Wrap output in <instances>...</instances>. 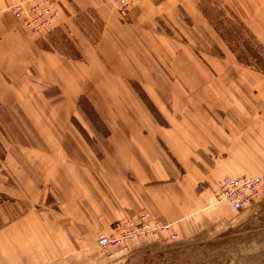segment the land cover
<instances>
[{
	"label": "crops",
	"instance_id": "1",
	"mask_svg": "<svg viewBox=\"0 0 264 264\" xmlns=\"http://www.w3.org/2000/svg\"><path fill=\"white\" fill-rule=\"evenodd\" d=\"M19 1L0 0V101L51 99L58 92L47 87L57 86L72 104L38 108L40 145L15 142L21 181L0 168V264H133L169 234L106 251L96 241L142 212L171 223L177 240L226 222L232 210L214 197L220 179L264 173V72L217 41L202 0H142L122 23L109 0H59L51 34L70 38L82 56L72 59L24 34L8 10ZM221 1L242 18L257 8ZM93 50L111 52L110 76L83 70V52ZM145 52L172 74H150ZM145 99L156 100L163 121Z\"/></svg>",
	"mask_w": 264,
	"mask_h": 264
},
{
	"label": "rangeland",
	"instance_id": "2",
	"mask_svg": "<svg viewBox=\"0 0 264 264\" xmlns=\"http://www.w3.org/2000/svg\"><path fill=\"white\" fill-rule=\"evenodd\" d=\"M21 1L27 2L23 14L28 13L33 17L35 13H38L37 18L41 19L43 16L41 13L46 16L54 12L57 18L59 0L50 1L49 11L36 3L30 5L29 0ZM15 4L10 5L8 10L25 31L26 36L35 40L41 47L56 49L66 59L69 57V59L82 57L79 51L73 49L75 46L69 40L70 38L65 41L62 33L51 34L55 27V19H50V26L46 24L47 20L40 22V24L32 23L24 26L22 19L17 18L16 13L18 14V11H13L12 6ZM255 6L257 8L254 11L246 6L245 18H242L221 0H202L200 3L205 24L214 29L217 41L224 42L229 47L231 56L233 55L240 60L243 65L264 72V44L262 41L264 36L255 32L258 29L260 16L264 15V0H257ZM110 7L119 22L122 23L121 19L124 18L118 16L112 6ZM246 14L248 17H246ZM262 21L264 22V19ZM47 25L49 27L45 29L44 27H47ZM200 26L201 24H198V28ZM86 30L91 31V28ZM198 31L199 34L196 37L199 38V41L205 42L203 30L199 29ZM179 40L181 42L186 41L183 36ZM115 53L118 54V52ZM209 53H212V50ZM214 53L221 54L219 49H216ZM110 54L111 52L108 50L101 52L96 50L84 51L86 67L83 70L92 76H110L111 68L106 64V59L110 58ZM119 54L125 56L128 52H119ZM144 56L152 65L149 66L150 74H157L161 72V69L168 74H172L169 68L158 66L152 52H145ZM123 59L125 63L130 61L129 56ZM89 84L91 83L85 84L87 89L90 86ZM130 84L135 90H143L135 81L130 82ZM50 89H56L58 92L56 93L57 96L51 99H44L43 95H40V98L31 95L29 98H22L19 102L0 101V168L6 177L13 182L16 180L15 176L21 181V178L26 174V168L20 162L21 160L17 158L20 152L15 142L40 145L39 132L35 129L37 127H34V124L38 122L36 118L39 120L44 118L42 114L49 107L56 106L66 109L72 104L63 105L67 99L63 98L62 92L57 89V86L47 87V90ZM69 101L71 102L68 99ZM79 102L81 105L86 104V101L82 99ZM144 103L150 112H154L157 120L163 121L162 115L156 108L155 103L157 102L155 99H145ZM40 107L44 109V111H40V113L43 112L41 115L38 110ZM40 133L45 135L44 132L40 131ZM17 170L21 174L23 173L21 177ZM225 220L226 222L222 223L221 226L214 227L212 230L203 229L186 240L169 239L162 245L150 244L145 250H142V256L140 259L134 260L133 264H264V198L242 212L230 211L229 217Z\"/></svg>",
	"mask_w": 264,
	"mask_h": 264
},
{
	"label": "built area",
	"instance_id": "3",
	"mask_svg": "<svg viewBox=\"0 0 264 264\" xmlns=\"http://www.w3.org/2000/svg\"><path fill=\"white\" fill-rule=\"evenodd\" d=\"M50 1L52 0H29L28 3L30 5L36 3L49 11ZM141 1L109 0L112 8L121 18H125L133 6ZM26 3L21 1L12 6L13 11H18V14L15 13L18 16L17 18L22 19L24 26L32 23L40 24L44 20H47L46 24L49 25L50 19L56 18L54 12L46 16L41 13L43 15L41 19L37 18L38 13H35L33 17L28 15V13L23 14L27 6ZM48 25L44 28L47 29L50 26ZM214 197L217 202L226 203L233 212H239L247 208L250 204L264 198V173L256 175L242 174L235 177L223 176L214 192ZM161 233L169 234L171 239L177 238V234L173 231L171 223L159 217H153L149 213L142 212L126 220L115 222L111 226L110 232L98 236L96 244L101 250L106 251L111 248L123 246L129 241L141 237H152Z\"/></svg>",
	"mask_w": 264,
	"mask_h": 264
}]
</instances>
